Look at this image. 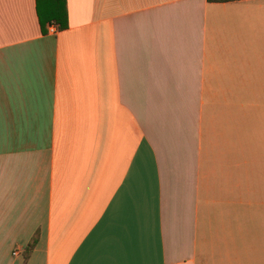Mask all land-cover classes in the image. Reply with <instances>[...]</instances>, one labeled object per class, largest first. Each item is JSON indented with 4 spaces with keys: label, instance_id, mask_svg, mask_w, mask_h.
Here are the masks:
<instances>
[{
    "label": "crops",
    "instance_id": "1",
    "mask_svg": "<svg viewBox=\"0 0 264 264\" xmlns=\"http://www.w3.org/2000/svg\"><path fill=\"white\" fill-rule=\"evenodd\" d=\"M65 6L0 0V264H264V0Z\"/></svg>",
    "mask_w": 264,
    "mask_h": 264
},
{
    "label": "trees",
    "instance_id": "2",
    "mask_svg": "<svg viewBox=\"0 0 264 264\" xmlns=\"http://www.w3.org/2000/svg\"><path fill=\"white\" fill-rule=\"evenodd\" d=\"M36 9L43 33L47 32V24L54 23L57 25V29H64L67 27L65 0H36ZM37 238L38 233H35L29 243L26 245L24 250L25 259H27L33 247L35 246Z\"/></svg>",
    "mask_w": 264,
    "mask_h": 264
},
{
    "label": "built area",
    "instance_id": "3",
    "mask_svg": "<svg viewBox=\"0 0 264 264\" xmlns=\"http://www.w3.org/2000/svg\"><path fill=\"white\" fill-rule=\"evenodd\" d=\"M50 30L53 31V27L50 25Z\"/></svg>",
    "mask_w": 264,
    "mask_h": 264
}]
</instances>
